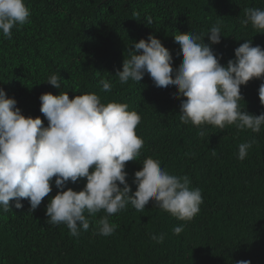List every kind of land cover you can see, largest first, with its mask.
<instances>
[{
  "label": "trees",
  "instance_id": "obj_1",
  "mask_svg": "<svg viewBox=\"0 0 264 264\" xmlns=\"http://www.w3.org/2000/svg\"><path fill=\"white\" fill-rule=\"evenodd\" d=\"M30 22L12 29V38L0 33V89L15 98L25 116L48 120L40 111V96L96 93L103 103L119 102L136 111L141 121L136 133L144 141L137 160L126 162V179L132 194L135 173L151 157L170 174L188 176L190 188L199 189L202 204L191 221H181L157 207L143 211L131 204L109 217L118 225L110 236L87 232L70 235L65 224L47 223L46 208L61 189L52 181V192L37 209L21 199L9 211L0 207V264H237L248 260L264 264V126L259 133L240 130L235 124L221 129L201 127L180 120L181 102L172 86L157 87L149 74L140 82H119L118 71L135 51V43L154 35L173 56L174 71L183 62L178 32H193L210 44V29L219 24L221 42L211 45L222 66L235 60V49L252 41L264 49V33L249 23L248 8L264 9V0H25ZM151 18L152 23L147 22ZM142 52V50H141ZM56 74L61 88L47 83ZM101 80L112 83L102 90ZM264 78L241 85L240 108L264 113L259 87ZM203 135H200V132ZM254 141L244 160L239 145ZM91 171V169H90ZM86 178L67 182L64 191H81ZM123 187V185H121ZM183 225L177 235L173 229ZM164 234V242L151 237Z\"/></svg>",
  "mask_w": 264,
  "mask_h": 264
},
{
  "label": "clouds",
  "instance_id": "obj_2",
  "mask_svg": "<svg viewBox=\"0 0 264 264\" xmlns=\"http://www.w3.org/2000/svg\"><path fill=\"white\" fill-rule=\"evenodd\" d=\"M31 10L25 0H0V33L12 38V29L29 23ZM243 26L249 23L264 33V9L248 8ZM147 22L152 23L151 18ZM204 37L193 32L175 34L183 62L174 71L173 56L160 39L149 35L135 43V51L125 59L118 71L121 84L129 80L140 82L149 74L157 87L178 90L181 102L180 120L198 127L212 125L221 129L235 124L240 130L259 133L264 126V113L253 115L240 108L243 101L241 85L253 78H264V49L246 41L235 49V60L222 66L211 45L221 42V28L214 25ZM142 50V52H141ZM47 83L61 88L60 77L52 74ZM102 90L111 91L112 83L101 80ZM264 105V83L259 87ZM40 111L48 120L25 116L15 98H8L0 89V207L7 212L22 208L21 199H28L35 210L52 192V181L61 191L47 204V223L65 224L70 235L87 232L90 221L85 213L105 215L96 221L95 233L110 236L118 225L109 217L131 204L143 211L155 201L157 207L181 221H191L200 211L201 191L190 188L188 176L170 174L158 160L148 157L142 170L135 173L137 190L132 194L127 182L126 162L137 160L144 141L136 133L141 121L136 111L119 102L103 103L96 93L76 95L51 92L40 96ZM203 135L201 131L199 133ZM254 141L239 145L238 158L244 160ZM91 169V171H90ZM86 178L81 191H64L67 182ZM123 185V187H121ZM183 225L173 229L179 235ZM164 242V234L151 237ZM237 264H251L240 260Z\"/></svg>",
  "mask_w": 264,
  "mask_h": 264
}]
</instances>
